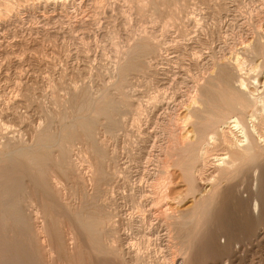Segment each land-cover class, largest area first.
<instances>
[{
    "label": "bare ground",
    "instance_id": "6f19581e",
    "mask_svg": "<svg viewBox=\"0 0 264 264\" xmlns=\"http://www.w3.org/2000/svg\"><path fill=\"white\" fill-rule=\"evenodd\" d=\"M4 7L9 9L8 4ZM145 8L146 5L139 9L143 12ZM186 36L188 33L180 32L178 37ZM263 39L252 38L254 42L245 44L244 50L264 55ZM191 45L192 56L199 58V64L193 65L198 74L188 81L174 72L170 77L164 75L159 82H151L154 94L144 107L148 118L136 140V160L143 161L144 176L150 182V202L142 205L149 209L143 220L147 225L149 221L156 222L158 233H163V264H195L202 248L218 249L219 239H223L224 245L230 244L231 232L225 220L229 205L242 210L250 221L264 222V96L256 97L249 91L251 87L244 78L249 72L244 73V64L237 54L226 55L220 48L218 52L207 49L205 43L194 39ZM204 49L209 50L206 56ZM158 53L154 37L147 34L123 52V63L116 64L117 100L105 95L106 90L96 100L70 95L78 106L76 111L93 106L95 115L70 127L60 137L54 162L75 196L68 211L80 219H98L96 224L84 226L90 247L81 245L74 230L65 234L54 224L50 226L40 203L30 199L29 195L36 196L40 188L53 192L61 183L41 163L37 151L29 148L19 155L28 165L27 188L22 189L12 174L0 168V264H25L32 255L37 257V264H45L47 257L56 254L66 259L65 264H130L124 254L134 246L133 239L128 234L118 235L116 214L111 209L110 194L119 170L114 153L108 151V141L113 132L126 127L127 122L122 119L126 112L139 115L142 105L138 95L128 94L125 89L129 80L146 76ZM260 88L264 92V78L253 90ZM134 121L140 124L141 119L136 117ZM99 125L109 137L96 138ZM26 128L37 144L52 140L47 124L42 131ZM79 133L87 148L82 162L86 163L88 176L77 173L72 166L74 160L67 156L66 145ZM20 147L21 141L6 138L0 142V155L18 154ZM74 157L80 160L79 156ZM239 179L249 184L244 195ZM205 225L209 229L202 240L195 230ZM152 232L147 231L145 236L150 237ZM135 261L141 262L136 256Z\"/></svg>",
    "mask_w": 264,
    "mask_h": 264
},
{
    "label": "rangeland",
    "instance_id": "374dc122",
    "mask_svg": "<svg viewBox=\"0 0 264 264\" xmlns=\"http://www.w3.org/2000/svg\"><path fill=\"white\" fill-rule=\"evenodd\" d=\"M4 4H8L9 9ZM144 5L146 8L141 12L139 8ZM262 31L264 0H0V142L15 138L23 143L18 154L0 155V168L12 174L18 186L25 189L30 182L28 165L19 155L29 148L36 150L41 163L61 184L53 192L40 188L36 196L29 195L30 199L40 203L50 226L54 224L65 234L74 230L81 245L90 247L84 226L96 224L98 219L95 216L80 219L68 211L75 196L54 162L60 137L70 127L95 115L93 106L76 111L78 106L73 104L70 95L96 100L106 90L105 95L117 100L115 84L119 82L117 71L124 61L123 52L145 34L153 36L159 50L156 63L144 78L129 80L125 89L128 94L138 95L142 105L139 115L135 116L134 111L126 112L122 117L127 122L126 127L113 132L108 141V151L114 153L119 170L110 197L118 235L128 234L133 239L134 246L125 250V261L163 264V233H158L156 222L149 221L147 225L143 220L149 209L142 205L150 202V182L144 176L143 161L136 160L138 132L145 128L148 118L144 107L154 94L151 82H159L164 75L170 77L174 72L188 81L197 75L193 65L199 64V58L195 60L190 51L191 39H194L205 43L207 49L218 52L220 48L226 55L237 54L244 64V73L249 72L244 75L251 87L249 91L256 97L264 96L262 88L259 92L253 90L264 78V55L244 50L252 38L254 41L264 38ZM180 32L188 36L180 39ZM207 49L202 50L205 56L209 53ZM136 117L141 119L140 124L134 121ZM46 124L51 129L52 140L37 144L26 126L42 131ZM99 126L96 138L109 137ZM83 141L79 133L69 141L66 150L69 160H74L72 166L77 173L88 176L89 170L82 162L87 152ZM74 156H79L80 160H75ZM51 162L55 164L52 166ZM8 167L16 171L13 173ZM237 182L243 188L241 194H246L247 180ZM227 207L225 220L231 232V243L224 245L223 239H219L222 247L202 248L195 264H264V222L250 221L242 210L233 205ZM208 229L205 225L195 233L204 240ZM149 230L153 232L147 238ZM32 256L25 264L38 263L37 257ZM135 256L142 263L136 262ZM45 260V264L66 262L57 254Z\"/></svg>",
    "mask_w": 264,
    "mask_h": 264
}]
</instances>
